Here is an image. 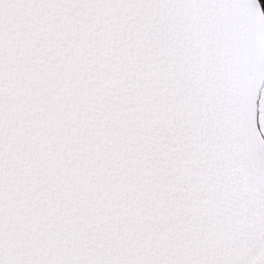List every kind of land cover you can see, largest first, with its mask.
I'll return each mask as SVG.
<instances>
[{
    "label": "snow or ice",
    "instance_id": "1",
    "mask_svg": "<svg viewBox=\"0 0 264 264\" xmlns=\"http://www.w3.org/2000/svg\"><path fill=\"white\" fill-rule=\"evenodd\" d=\"M0 264H264L260 0H0Z\"/></svg>",
    "mask_w": 264,
    "mask_h": 264
},
{
    "label": "trees",
    "instance_id": "2",
    "mask_svg": "<svg viewBox=\"0 0 264 264\" xmlns=\"http://www.w3.org/2000/svg\"><path fill=\"white\" fill-rule=\"evenodd\" d=\"M261 6L264 7V0H260Z\"/></svg>",
    "mask_w": 264,
    "mask_h": 264
}]
</instances>
